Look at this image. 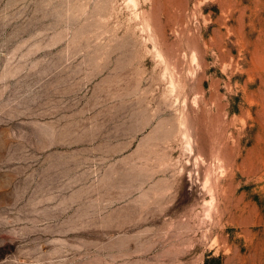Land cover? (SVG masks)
Wrapping results in <instances>:
<instances>
[{
  "label": "rangeland",
  "instance_id": "obj_1",
  "mask_svg": "<svg viewBox=\"0 0 264 264\" xmlns=\"http://www.w3.org/2000/svg\"><path fill=\"white\" fill-rule=\"evenodd\" d=\"M0 264H264V0H0Z\"/></svg>",
  "mask_w": 264,
  "mask_h": 264
}]
</instances>
